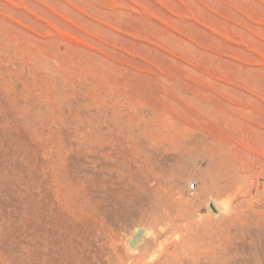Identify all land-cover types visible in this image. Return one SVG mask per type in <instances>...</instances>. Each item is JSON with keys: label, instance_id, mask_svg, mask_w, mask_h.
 I'll list each match as a JSON object with an SVG mask.
<instances>
[{"label": "rangeland", "instance_id": "1", "mask_svg": "<svg viewBox=\"0 0 264 264\" xmlns=\"http://www.w3.org/2000/svg\"><path fill=\"white\" fill-rule=\"evenodd\" d=\"M249 188L260 205L264 0H0V264H146ZM260 226L195 264H264Z\"/></svg>", "mask_w": 264, "mask_h": 264}, {"label": "bare ground", "instance_id": "2", "mask_svg": "<svg viewBox=\"0 0 264 264\" xmlns=\"http://www.w3.org/2000/svg\"><path fill=\"white\" fill-rule=\"evenodd\" d=\"M81 160H83V158ZM94 164H95V166H94V174H93L94 177H93V179L94 180L95 179L96 180H103L105 178V176H104V178H101L102 177L101 175L103 173L100 172L101 168H98L99 166L96 165L97 160L95 161ZM228 171H229V173L232 172L233 174L230 177V179L228 180V182L226 183L227 187H225V188H228L229 190H233L236 187V185L238 184V182L241 181V177H242L241 175L243 172H241L235 166H231L230 168H228ZM192 183L193 182H190L189 186H191ZM159 188L161 189L162 187L161 186L160 187L159 186L153 187L151 194H146L147 195L146 201L148 200V203L150 201L149 205H151V203H153V205H156L158 208H160V204L164 205V206H167L169 204V201L166 198H165V200H166L165 201L164 199H162V196L161 197L157 196V192H158ZM213 189H214V187H212V185H210V186H208L207 191L212 192ZM148 190H149V188H148ZM235 193L239 194V198L237 199V202L234 204L232 201L230 203L229 210L225 214L223 213V215H220L218 219H216V218L214 219L212 217L210 218V220L208 221V224H206L207 229L203 232L202 242L200 245L191 243V238H190L189 234H191V232H192L191 229H193V226L198 225V224H197V222L190 221V223H189L190 225L188 224L189 228H187L188 232L183 233L182 238H180L178 241H172L166 248L163 249L162 253L155 255L146 264H152L153 261H155L161 255L166 254V253L169 254V258H171L172 256H177L179 254L185 253V255L186 254L189 255L191 257V259L193 260L192 264H195V262H198L201 258L206 257V255L209 253H214V254L218 253L224 257L230 258L231 261L236 260L240 256H243V254L245 253V249H247L246 246H248L246 244H251L255 240H258L260 237V234H262L261 232H259L260 234L253 232L251 227L253 225L254 226H260L261 223H264V199L260 198V197H259L260 199L257 198L258 200H261L260 203H258L260 205H254V200H253V197L251 196L252 195V188H249L246 191L237 190ZM144 202H145V200H144ZM261 206H263V207H261ZM258 207H261V208H258ZM198 223H200V222H198ZM186 226H187V224H186ZM140 229L142 230V233L140 234V237L136 240V243L134 244V248H137L138 246L140 247V243L145 238L144 236H146V230L144 228H138L137 233L139 232ZM184 229H186V228H184ZM198 229H200L199 225H198L197 230ZM195 232H197V231H195ZM198 232H200V231H198ZM262 237H264V236H262ZM261 242L263 243V241H261ZM237 243H239V244H237ZM256 247H257V243H256ZM258 247H259V245H258ZM262 249L264 250V248H262ZM178 250H180V251H178ZM258 251H259V248H258ZM139 259L140 260L137 261L135 264H141V262L144 260V257H139ZM214 261H216V260H214ZM209 263H211V262H209ZM209 263H207V264H209ZM91 264H102V263L98 259H95L94 262H92Z\"/></svg>", "mask_w": 264, "mask_h": 264}, {"label": "water", "instance_id": "3", "mask_svg": "<svg viewBox=\"0 0 264 264\" xmlns=\"http://www.w3.org/2000/svg\"><path fill=\"white\" fill-rule=\"evenodd\" d=\"M211 207L214 208V205L211 203ZM142 230L140 229L139 232L135 235V238L132 240L131 245L133 246L136 243V240L140 237Z\"/></svg>", "mask_w": 264, "mask_h": 264}, {"label": "built area", "instance_id": "4", "mask_svg": "<svg viewBox=\"0 0 264 264\" xmlns=\"http://www.w3.org/2000/svg\"><path fill=\"white\" fill-rule=\"evenodd\" d=\"M194 187H195V184H193L192 188H194Z\"/></svg>", "mask_w": 264, "mask_h": 264}]
</instances>
